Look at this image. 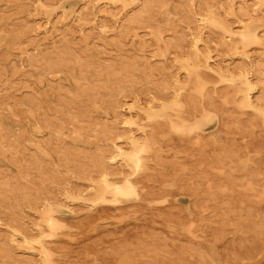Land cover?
Masks as SVG:
<instances>
[{
  "label": "rangeland",
  "instance_id": "1",
  "mask_svg": "<svg viewBox=\"0 0 264 264\" xmlns=\"http://www.w3.org/2000/svg\"><path fill=\"white\" fill-rule=\"evenodd\" d=\"M259 4L0 0V264H264Z\"/></svg>",
  "mask_w": 264,
  "mask_h": 264
},
{
  "label": "bare ground",
  "instance_id": "2",
  "mask_svg": "<svg viewBox=\"0 0 264 264\" xmlns=\"http://www.w3.org/2000/svg\"><path fill=\"white\" fill-rule=\"evenodd\" d=\"M105 3H110V4H114L115 1H119V0H103ZM251 2V3H250ZM250 2H247V0H239L238 2H235L234 0H228V7H234V3H238V8L239 9H245L246 13L249 14V16H251L252 14H255V15H258V8L260 7V4H259V0H252ZM121 3V1H120ZM39 4V2H38ZM126 3H122V7H125ZM160 9V8H159ZM95 10V9H94ZM234 8H230V12H233ZM260 10V9H259ZM262 10V9H261ZM260 10V11H261ZM164 11V10H163ZM118 13V12H117ZM116 13V14H117ZM115 15V14H114ZM244 15V14H242ZM198 17V16H197ZM118 18V16L116 17ZM77 19V18H76ZM82 19V18H81ZM119 19V18H118ZM117 20V19H116ZM197 20V19H196ZM198 22H200V27L199 29H201L202 26H206V23H212L213 20H208V18H206L204 15H199L198 17ZM237 22V27L239 26L240 29H242L245 25L243 24V20L242 18H238L236 20ZM109 23V22H108ZM119 24V23H118ZM101 27H99L101 29V31H103L104 29H106L105 25H101ZM231 26V25H230ZM207 27V26H206ZM202 29H204L202 27ZM46 30V29H45ZM194 33L191 32L190 36L192 35L191 37V41H190V46H192V52L191 54L197 56V55H200V45H199V41L201 40V36L203 37V35H201V33L198 32V29L197 31H193ZM229 33H232V32H229ZM203 34V33H202ZM258 34V33H257ZM261 38V37H260ZM262 40V39H261ZM59 41V40H58ZM55 42V41H54ZM49 48V47H48ZM27 52V51H26ZM39 54V53H38ZM45 58V57H44ZM41 60V59H40ZM79 60V59H78ZM89 61V60H88ZM42 62V61H41ZM208 63V62H207ZM86 66V65H85ZM93 67V66H92ZM212 67V66H211ZM101 68V67H100ZM255 68V67H254ZM78 69V68H77ZM216 72V74H218L220 77H224V76H227L228 78L232 79H237L238 82H240L242 85H243V92H242V96H243V99L244 101L247 103V105H252L253 102L251 100V95H250V91L252 89L255 88V86L253 87V85L255 83L252 82V79L250 78L249 76V72L243 68L241 70H237V71H232L230 70L229 68L227 67H217V69L214 70ZM96 72V71H94ZM79 78V77H78ZM256 78V77H255ZM176 79V77H175ZM261 88V87H260ZM174 91V90H173ZM87 94V93H86ZM172 99L174 100L175 97L178 95V93L176 92V90L174 91V93L172 92ZM31 99V98H30ZM30 101V100H29ZM150 102H152L151 100L148 101L147 103L149 104ZM172 104H175L176 101H172L171 102ZM141 104V103H140ZM145 104V103H144ZM147 104V105H148ZM158 104L161 106V107H167L168 106V102L166 103L164 100L158 102ZM143 105V104H142ZM138 106V109H143V108H147V107H143L142 106L140 107L139 106V103L137 104ZM148 108H152V107H148ZM147 108V109H148ZM131 109V108H130ZM146 109V110H147ZM131 113V110H129ZM259 112L261 113L262 117L264 118V107L263 108H260L259 109ZM137 114V113H135ZM150 114V113H149ZM129 116V115H128ZM113 117V116H112ZM130 118V117H129ZM118 121V120H117ZM121 123H123L124 125L126 126H129L131 124V121L130 119H125L123 121H121ZM115 126V125H114ZM127 128V127H126ZM131 139V142L134 143L135 145H137V141H136V138H135V135L133 134H130L129 137ZM135 147V146H134ZM104 151V150H103ZM106 156V155H104ZM106 159L108 162H111V163H114V164H120L121 166L123 167H126V168H130V166H132V163H136V166L138 165V163H140L141 161V157L140 155L138 154L137 151H134V149L132 148L131 150H128L124 145H121L119 143H113V150L111 152L108 153V155L106 156ZM111 172V171H110ZM109 175L108 172H105L103 171L101 174H100V177H101V181L104 183L105 186H109L111 183H109L108 181V178L107 176ZM124 179H126L124 177ZM119 182V181H118ZM117 183V182H116ZM90 189V188H89ZM40 208V207H39ZM19 237V239L22 241V242H25V243H28L30 240H31V237L25 233H18L17 235ZM14 238V237H13ZM19 241V240H18Z\"/></svg>",
  "mask_w": 264,
  "mask_h": 264
}]
</instances>
